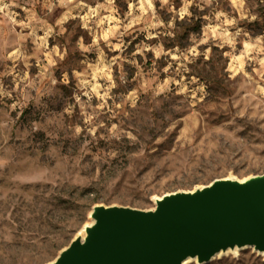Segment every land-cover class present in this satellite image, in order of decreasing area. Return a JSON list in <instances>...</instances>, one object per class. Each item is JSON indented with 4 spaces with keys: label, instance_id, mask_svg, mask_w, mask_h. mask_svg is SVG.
I'll return each instance as SVG.
<instances>
[{
    "label": "rangeland",
    "instance_id": "obj_1",
    "mask_svg": "<svg viewBox=\"0 0 264 264\" xmlns=\"http://www.w3.org/2000/svg\"><path fill=\"white\" fill-rule=\"evenodd\" d=\"M263 174L264 0H0V264L51 263L96 206Z\"/></svg>",
    "mask_w": 264,
    "mask_h": 264
},
{
    "label": "water",
    "instance_id": "obj_2",
    "mask_svg": "<svg viewBox=\"0 0 264 264\" xmlns=\"http://www.w3.org/2000/svg\"><path fill=\"white\" fill-rule=\"evenodd\" d=\"M90 218L84 238L49 264H204L244 247L264 254V174L164 195L148 211L96 206Z\"/></svg>",
    "mask_w": 264,
    "mask_h": 264
},
{
    "label": "bare ground",
    "instance_id": "obj_3",
    "mask_svg": "<svg viewBox=\"0 0 264 264\" xmlns=\"http://www.w3.org/2000/svg\"><path fill=\"white\" fill-rule=\"evenodd\" d=\"M227 179H232V178H227ZM239 181H242V180H239ZM160 200V198H156L155 199V202ZM87 226L89 225H86L84 228H86ZM84 228L82 229L81 233H80V236L81 238L83 239L84 236H85V231H84ZM245 248V247H244ZM244 248H234V249H228L226 250L225 252H219L218 254L215 255V258H219L223 255H227V254H237L238 251H240L241 249H244ZM259 253V252H258ZM260 255H262L264 257V254L262 253H259ZM196 261V258H187L185 261H183L182 264H190L191 262H195Z\"/></svg>",
    "mask_w": 264,
    "mask_h": 264
}]
</instances>
